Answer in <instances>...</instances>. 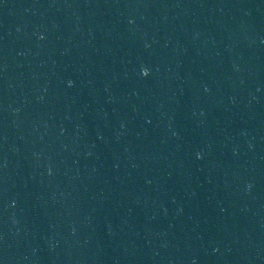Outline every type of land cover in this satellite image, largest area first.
<instances>
[{"label": "water", "instance_id": "1", "mask_svg": "<svg viewBox=\"0 0 264 264\" xmlns=\"http://www.w3.org/2000/svg\"><path fill=\"white\" fill-rule=\"evenodd\" d=\"M0 264H264V0H0Z\"/></svg>", "mask_w": 264, "mask_h": 264}]
</instances>
